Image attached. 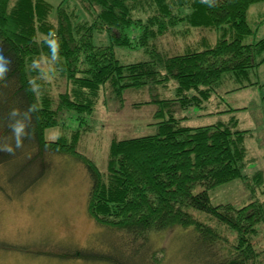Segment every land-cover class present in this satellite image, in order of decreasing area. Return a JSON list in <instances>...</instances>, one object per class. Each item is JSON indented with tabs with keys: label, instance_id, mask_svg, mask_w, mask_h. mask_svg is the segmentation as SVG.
<instances>
[{
	"label": "trees",
	"instance_id": "16d2710c",
	"mask_svg": "<svg viewBox=\"0 0 264 264\" xmlns=\"http://www.w3.org/2000/svg\"><path fill=\"white\" fill-rule=\"evenodd\" d=\"M263 1L62 0L53 7L45 0H0V51L13 61L0 81V191L20 196L47 176L51 156L72 158L88 175L87 213L109 234L102 251L77 249L60 258L163 264L165 249L152 245V235L180 228L189 232L182 247L195 249L199 264H264L252 242L264 226V199L235 206L212 204L209 196L245 178L247 130L236 129L234 118L188 126L177 116L209 102L225 74L243 80L264 63V37L243 42L253 33L248 8ZM193 30L214 31L215 40L204 33L181 51L159 46L167 34L184 37ZM49 32L60 41L59 58H51L44 43ZM95 34L108 42L96 43ZM118 47L142 50L147 58L125 62ZM34 59L42 61L43 77L64 82L63 91L53 93L31 68ZM142 93L141 102L130 104L131 94ZM128 104L157 106L149 123L155 132L112 138L102 169L78 150L79 142L99 105ZM12 108L21 115L11 118ZM14 120L25 125L21 148L10 127ZM57 127L61 133L47 140L46 130ZM253 178L260 182L261 171ZM220 227L235 234L234 243L227 244Z\"/></svg>",
	"mask_w": 264,
	"mask_h": 264
},
{
	"label": "rangeland",
	"instance_id": "374dc122",
	"mask_svg": "<svg viewBox=\"0 0 264 264\" xmlns=\"http://www.w3.org/2000/svg\"><path fill=\"white\" fill-rule=\"evenodd\" d=\"M56 7L62 0H45ZM247 20L253 33L243 39L244 43L255 42L264 37V1L250 5ZM205 32L193 30L186 36L167 34L159 46L181 51L184 45L197 43ZM215 40V32L205 33ZM96 43L105 44V34H95ZM198 46V45H197ZM125 62L146 59L142 50L116 48ZM54 94L65 89L60 78L44 75ZM46 81V82H47ZM169 91L163 95L168 96ZM145 95H130V104L144 99ZM122 108L118 105H99L90 118L91 128L82 135L78 150L87 154L104 169L107 150L112 138L147 135L155 132L149 123L156 119L155 104ZM231 109H235L232 110ZM70 115H73L70 113ZM185 117L182 124L200 126L237 120L236 129L247 130L244 139L246 163L242 169L244 179H235L209 191L212 204L232 203L241 206L253 199H264V63L250 70L248 78L236 80L225 74L217 92L202 107L178 111ZM65 120H71L66 118ZM71 125L70 121H64ZM61 129L45 132L47 140H54ZM47 176L30 190L13 196L11 191H0V264H112L73 257L60 258L73 250L102 251L108 242V231L99 227L87 213L89 179L83 165L62 156H51ZM258 171L262 179L253 178ZM6 190L12 187L5 186ZM227 244L235 242V234L220 227ZM189 232L176 228L169 232L152 235V245L165 249L163 264H199L195 249L184 250L182 239ZM252 242L264 262V226L259 225ZM226 243H222L225 245ZM220 252L221 249L218 248ZM217 251V253H219Z\"/></svg>",
	"mask_w": 264,
	"mask_h": 264
},
{
	"label": "clouds",
	"instance_id": "9594fccd",
	"mask_svg": "<svg viewBox=\"0 0 264 264\" xmlns=\"http://www.w3.org/2000/svg\"><path fill=\"white\" fill-rule=\"evenodd\" d=\"M204 3V0H202ZM44 43L47 44V46L50 49L51 52V58H59V50H60V41L54 32H49L47 36L44 39ZM45 62L48 60V58H44ZM13 61L3 55V52L0 51V81H5L7 79V74L11 70V65ZM42 61L40 59H34L31 65V68L33 70H38L41 73V77H43V70L41 68ZM36 78H33L29 81L30 86L32 87L33 91H36V88L38 87L36 85ZM36 107L35 104L30 105L25 111L24 116H28V113L33 111V109ZM21 115V110L19 108H12L9 112V116L11 118H16ZM12 128V132L15 138V147L21 148L23 146V142L21 140V137L24 135V128L25 125L20 120H14V123L10 125ZM3 150L12 152L13 149L11 146H5Z\"/></svg>",
	"mask_w": 264,
	"mask_h": 264
}]
</instances>
